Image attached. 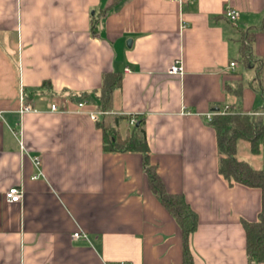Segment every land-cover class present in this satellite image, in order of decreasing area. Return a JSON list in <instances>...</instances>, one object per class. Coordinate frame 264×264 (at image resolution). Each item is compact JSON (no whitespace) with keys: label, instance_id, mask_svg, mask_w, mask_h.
I'll list each match as a JSON object with an SVG mask.
<instances>
[{"label":"crops","instance_id":"0c3cea01","mask_svg":"<svg viewBox=\"0 0 264 264\" xmlns=\"http://www.w3.org/2000/svg\"><path fill=\"white\" fill-rule=\"evenodd\" d=\"M176 60L182 75L169 74ZM106 73L122 78L112 102L122 139L128 117L144 121L150 163L198 214L194 264H249L242 221L258 219L262 193L220 175L207 115L264 114V0H0V264H183L182 230L143 155L106 151L97 122L77 111L82 99L97 107ZM237 156L264 169V150L246 140ZM12 187L20 203L6 200Z\"/></svg>","mask_w":264,"mask_h":264},{"label":"trees","instance_id":"16d2710c","mask_svg":"<svg viewBox=\"0 0 264 264\" xmlns=\"http://www.w3.org/2000/svg\"><path fill=\"white\" fill-rule=\"evenodd\" d=\"M254 33L242 32L240 49L243 58L251 52ZM248 60H242L243 63ZM121 76L106 73L97 108L113 111L114 91L121 86ZM126 119L119 114L103 117L97 126L103 131L106 151L123 149L143 155L144 169L147 172L153 191L164 207L177 220L183 239V264H194L190 249V235L197 229L199 218L183 194L169 192L155 166L150 163L149 146L144 130V121L133 126L122 139L118 127ZM129 120V117L127 118ZM209 124L215 129L219 150V173L229 185L241 184L258 188L262 193V207L256 221L243 220L246 231V247L249 264L264 263V169L254 168L248 161L240 159L237 154L242 140L250 144L253 154H260L264 141V114L248 115L237 111L214 115Z\"/></svg>","mask_w":264,"mask_h":264},{"label":"built area","instance_id":"2783aa9c","mask_svg":"<svg viewBox=\"0 0 264 264\" xmlns=\"http://www.w3.org/2000/svg\"><path fill=\"white\" fill-rule=\"evenodd\" d=\"M175 1H177L183 5V4H185L191 0H175ZM224 15L226 18H228L232 22H236L239 19V11L230 7V6H228L226 8ZM235 66H236L235 62L230 63L231 69H234ZM126 70L128 71L129 69L127 68ZM183 73H184V67H183L181 61L176 60L174 62V64L171 65V67L169 69V74L182 75ZM20 101H21V108H20L21 114H24V113H27V112H30L33 110L31 105H28L25 103V95L23 93H22V96L20 98ZM89 103L90 102L86 99H82V100L78 101L77 102V108H78L77 111L81 112V113H83V112L87 113L90 116V118L96 122L100 121L103 117L108 116V115H112L114 113L113 111H107V110L99 109L96 106L93 107L92 109L87 110L86 107L88 106ZM91 106H93V105H91ZM50 109H51V111H58L59 107L56 103H53V104H51ZM225 113H228V108L209 113L207 115V119L210 122V121H212L214 115L225 114ZM0 116H1V112H0ZM138 122H139V119L136 115H132L129 117V125L130 126L133 127L136 124H138ZM21 146H22V148H24V145L22 142H21ZM262 149L264 150V141L262 143ZM41 164H42L41 159L39 157H34V165H35L36 169L38 170V173L33 177L34 179H37L40 176H42ZM5 196H6V200L8 202L20 203L22 201L23 196H24V190L21 187H12L6 192ZM73 236H74V238H81V237L86 238L87 237V235L80 230L75 232L73 234ZM121 264H129V263L123 262Z\"/></svg>","mask_w":264,"mask_h":264},{"label":"rangeland","instance_id":"374dc122","mask_svg":"<svg viewBox=\"0 0 264 264\" xmlns=\"http://www.w3.org/2000/svg\"><path fill=\"white\" fill-rule=\"evenodd\" d=\"M249 55V54H248Z\"/></svg>","mask_w":264,"mask_h":264}]
</instances>
